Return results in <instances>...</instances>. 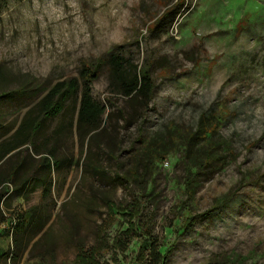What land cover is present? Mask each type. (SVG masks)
<instances>
[{
	"label": "rangeland",
	"instance_id": "rangeland-1",
	"mask_svg": "<svg viewBox=\"0 0 264 264\" xmlns=\"http://www.w3.org/2000/svg\"><path fill=\"white\" fill-rule=\"evenodd\" d=\"M113 51L137 68L149 66L155 85L151 108L143 121L124 126L117 107H125V99L109 89L103 64L90 85L93 98L106 108L101 148L81 147L75 123L56 132L60 124L75 121L77 95L30 143L33 152L55 148L57 166L38 168V154L20 165V152L0 161V211L6 221L16 215L26 222L30 210L48 217L31 242L38 240L34 250L17 264H75L77 241L85 248L98 246L100 259L110 264H146L150 241L167 252L164 264H264V0H5L0 5V91L22 92L18 86L29 79L53 83L78 76L82 64ZM33 100L0 103V124L10 130L1 142L10 139L29 108L17 107ZM220 107L219 133L237 156L204 180L192 199L184 191L181 150L157 164L151 195L149 183L141 195L131 182L115 178L118 163L123 162L121 171L130 166L140 136L171 123L194 127L202 112ZM93 165L104 172L96 174ZM106 198L119 208L111 211ZM132 205L137 213L131 216ZM129 221L135 224L132 238L125 249L113 248ZM7 223L0 226V256L12 245L10 232L2 229Z\"/></svg>",
	"mask_w": 264,
	"mask_h": 264
},
{
	"label": "trees",
	"instance_id": "trees-1",
	"mask_svg": "<svg viewBox=\"0 0 264 264\" xmlns=\"http://www.w3.org/2000/svg\"><path fill=\"white\" fill-rule=\"evenodd\" d=\"M4 1L0 0V5ZM103 64L107 65L108 69L109 89L125 99L126 106L117 107L118 115L123 120L124 126H130L138 120L143 121L144 114L151 108L150 102L155 91L149 66L137 68V64L131 58L113 51L82 64L78 76L53 83L47 80L43 82H35L34 80L33 82L29 79L18 86L22 92L15 93L12 89L0 91V103L4 100L21 98L30 100V98H34L32 102H23L22 106L17 107L20 109V107L29 106L10 139L0 141V160L15 148L27 145L14 153L16 155L21 153L20 165L25 162L27 156L32 155L23 154V152L33 142L37 131L48 119L63 112L66 102L77 97V95L79 106L75 121L72 122L71 120L64 125L60 124L56 128V132L59 135L66 128L67 130L72 129L73 123H75V130L81 147L86 145L90 149L92 146L101 148L103 132L106 129L103 122L106 108L93 98L90 85L98 77L99 67ZM108 101L111 103L110 100ZM31 103L33 104L31 105ZM222 108L202 112L194 127L171 123L167 124L163 130L156 131L149 136H140L141 142L131 155L130 166L121 171L123 162L118 163L115 178L121 184L131 182L141 195L144 194L145 187L149 183L151 190L146 194L151 195L154 188L152 186L154 183L152 174L157 164L161 163L170 152L181 150L185 170L184 191L187 198L192 199L204 180L208 179L212 173L222 169L228 161L234 160L237 156L230 141L219 133V118L222 116ZM107 115L110 116V113ZM9 131V128L6 127L3 130L1 123L0 139ZM54 150L55 148L40 152L38 150L33 152L32 150L34 154L39 155L40 165L38 168L53 169L54 165L57 166V160L54 162L53 159ZM16 169L17 167L12 174H15ZM92 169L96 174L104 172L99 166L93 165ZM2 195L1 191L0 200ZM228 198L229 196L213 203L205 214L209 215L217 210ZM104 202L111 211L113 208H119L111 199L106 198ZM134 213H137V207L132 205L128 214L132 216ZM24 220L25 218L20 219V217L12 215L7 220L9 226L2 227V229H7L12 236L11 248L0 256L3 259V264H17L26 251L30 253L34 250L38 240L31 242L44 229L48 217L42 216L36 210H30L27 221ZM7 221L3 211H0V226ZM134 228L135 224L129 221L128 227L122 234L114 238L112 247L119 250L125 249L133 236ZM76 245L75 264H110L109 261L100 259L98 246L85 248L81 241H77ZM166 254L167 252L162 253L159 250L157 242L150 241L146 254V264H164Z\"/></svg>",
	"mask_w": 264,
	"mask_h": 264
},
{
	"label": "crops",
	"instance_id": "crops-1",
	"mask_svg": "<svg viewBox=\"0 0 264 264\" xmlns=\"http://www.w3.org/2000/svg\"><path fill=\"white\" fill-rule=\"evenodd\" d=\"M21 120H22L21 118L18 120V124H17V126H15L14 130L11 132V135H12V134L14 133V131L17 129V127L19 126ZM11 135H10V136H11ZM25 146H27V145H23V146H21V147L15 148L14 150H12V151H10L9 153L5 154L4 158H5V157H9L10 155L16 153L17 151H19V150L22 149V148H25ZM28 153L31 154L32 156H35L34 153L32 152V149H31L30 145L27 147V150H25V151L23 152V154H28ZM21 156H22V155H21ZM0 161H1V160H0Z\"/></svg>",
	"mask_w": 264,
	"mask_h": 264
}]
</instances>
